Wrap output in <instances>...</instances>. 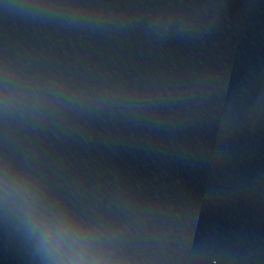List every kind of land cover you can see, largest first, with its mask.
<instances>
[{
	"label": "water",
	"instance_id": "95a60500",
	"mask_svg": "<svg viewBox=\"0 0 264 264\" xmlns=\"http://www.w3.org/2000/svg\"><path fill=\"white\" fill-rule=\"evenodd\" d=\"M0 264H264V0H0Z\"/></svg>",
	"mask_w": 264,
	"mask_h": 264
}]
</instances>
